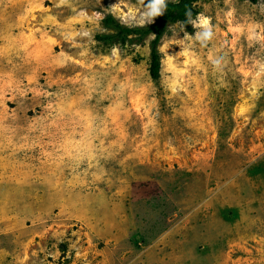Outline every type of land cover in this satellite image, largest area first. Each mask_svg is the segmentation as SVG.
Returning a JSON list of instances; mask_svg holds the SVG:
<instances>
[{"label":"rangeland","instance_id":"obj_1","mask_svg":"<svg viewBox=\"0 0 264 264\" xmlns=\"http://www.w3.org/2000/svg\"><path fill=\"white\" fill-rule=\"evenodd\" d=\"M195 9L155 80L163 8L0 0V264H264V0Z\"/></svg>","mask_w":264,"mask_h":264},{"label":"trees","instance_id":"obj_2","mask_svg":"<svg viewBox=\"0 0 264 264\" xmlns=\"http://www.w3.org/2000/svg\"><path fill=\"white\" fill-rule=\"evenodd\" d=\"M148 4L160 7L155 0H144ZM200 0H179L176 3L167 2L163 7V14L160 19L153 25L146 27H128L121 24L113 16H109L104 20V25L109 29V33L98 35V39L108 45H126V44H142L152 35L155 38L151 42V67L150 73L153 79L157 80L161 73V55L159 53V44L163 38L168 24H183L188 29L190 20L197 15L196 3ZM255 1V0H254Z\"/></svg>","mask_w":264,"mask_h":264},{"label":"clouds","instance_id":"obj_3","mask_svg":"<svg viewBox=\"0 0 264 264\" xmlns=\"http://www.w3.org/2000/svg\"><path fill=\"white\" fill-rule=\"evenodd\" d=\"M155 3L158 4L161 8L166 7L165 0H155ZM157 14H162V11L157 12ZM211 36V33L209 30H205L202 34H200L201 39L207 40Z\"/></svg>","mask_w":264,"mask_h":264}]
</instances>
